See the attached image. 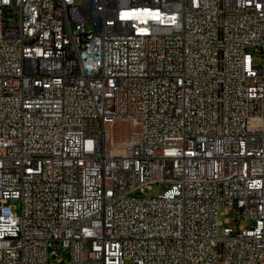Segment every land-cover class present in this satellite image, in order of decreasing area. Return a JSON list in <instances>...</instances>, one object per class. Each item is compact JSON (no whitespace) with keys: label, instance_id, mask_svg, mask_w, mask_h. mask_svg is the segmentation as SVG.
<instances>
[{"label":"built area","instance_id":"2783aa9c","mask_svg":"<svg viewBox=\"0 0 264 264\" xmlns=\"http://www.w3.org/2000/svg\"><path fill=\"white\" fill-rule=\"evenodd\" d=\"M65 255L264 264V0H0V264Z\"/></svg>","mask_w":264,"mask_h":264},{"label":"rangeland","instance_id":"374dc122","mask_svg":"<svg viewBox=\"0 0 264 264\" xmlns=\"http://www.w3.org/2000/svg\"><path fill=\"white\" fill-rule=\"evenodd\" d=\"M87 29L92 31L93 25L88 24ZM255 61L257 63H261V61H262L261 56H255ZM136 131L137 130L135 129V127H133L132 121H130L129 119L118 120L114 125H112L109 128V134L111 133L112 136L114 137V140L116 142H119V143H124V142L128 141V139H130L136 133ZM163 188L164 187L161 185H155L153 187V189L149 191L150 196L158 195L163 190ZM10 203L11 204H18L17 201H10ZM226 218H228L230 220V222H232L233 218H234V214H230L229 216H226V217H221V220L225 221ZM244 224L246 226H250L249 222H244ZM229 225L232 226V223H230ZM226 226H228V225H226ZM62 260L63 261H59L56 258H52L50 260V262H48L47 264H67V260H68L67 255H65L62 258Z\"/></svg>","mask_w":264,"mask_h":264},{"label":"bare ground","instance_id":"6f19581e","mask_svg":"<svg viewBox=\"0 0 264 264\" xmlns=\"http://www.w3.org/2000/svg\"><path fill=\"white\" fill-rule=\"evenodd\" d=\"M85 22H93V14H85Z\"/></svg>","mask_w":264,"mask_h":264}]
</instances>
